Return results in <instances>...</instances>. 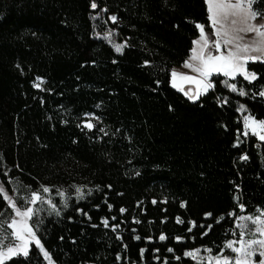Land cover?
I'll use <instances>...</instances> for the list:
<instances>
[{
	"label": "trees",
	"instance_id": "trees-1",
	"mask_svg": "<svg viewBox=\"0 0 264 264\" xmlns=\"http://www.w3.org/2000/svg\"><path fill=\"white\" fill-rule=\"evenodd\" d=\"M91 3L0 0V173L6 186L7 180L20 187L61 177L57 163H72L70 172L90 183L91 195L71 199L52 221L56 227L42 229L55 264H181L174 255L199 244L218 253L235 231L228 213L239 204L246 214L264 210V143L243 135L237 110L244 104L247 115L264 119V98L252 97L264 86V64L246 66L258 74L251 84L241 77L231 82L249 95L216 87L191 102L170 85V72L189 57L197 23L215 39L205 0H96L95 10ZM255 8L263 9L264 0ZM107 30L127 45L120 53L97 37ZM211 79L217 85L222 77ZM224 97L228 102L221 104ZM85 113L101 119L91 131L80 125ZM0 212L9 217L1 200ZM102 218L120 227L105 228ZM178 236L182 242H175ZM5 264L41 263L30 254Z\"/></svg>",
	"mask_w": 264,
	"mask_h": 264
},
{
	"label": "snow or ice",
	"instance_id": "snow-or-ice-1",
	"mask_svg": "<svg viewBox=\"0 0 264 264\" xmlns=\"http://www.w3.org/2000/svg\"><path fill=\"white\" fill-rule=\"evenodd\" d=\"M255 3L256 0H205V4L209 5L208 21L212 28L211 35L215 36L216 39H211L204 31V26L197 23L195 26L200 31V35L197 39L192 40L193 48L190 51L193 55H190L182 65L188 68L194 75L178 73L175 69L171 71L173 78L179 76L182 80L195 85L194 89L189 88L185 90L177 88L178 91H183L189 101L196 102L202 95L214 90L215 83L211 79L213 74L225 77L219 83H222L229 92H234L241 97L249 95L244 87H238L236 83L229 81H234L237 76H242L245 81L251 84L258 79V74L255 71H250L246 66L250 62L264 64V22L255 23L258 19L264 21V12L255 9ZM97 7L96 0H92L91 8L95 10ZM108 19L116 23L118 17L112 15ZM249 33H252L253 36L245 39V36ZM103 38L111 40L112 33H105ZM112 43L116 52H121L122 48L127 46L116 44L114 41ZM148 63L147 60L144 62L145 65H148ZM173 87H177V85L173 83ZM256 96L264 98V86L258 92L252 93L253 98ZM218 101L221 104L227 103L228 98H218ZM237 110L247 111L244 104H240ZM243 122L246 130H250L252 135L260 142H264V119H257L255 116L248 114L243 117ZM84 127L91 131L96 125L89 120L84 123ZM99 131L105 133V135L107 134L104 128H100ZM247 134L246 131L244 135ZM236 146L238 145H234V147ZM240 159L247 160L248 157L242 155ZM4 175L8 176V172L5 171ZM9 183L13 182L9 181ZM70 187L74 190L77 201L83 200L86 195L92 194L91 189H88L87 192L84 191L86 186L73 184ZM108 187L110 188L111 186L109 185ZM25 188L26 191L19 196V199L23 200V204H18L17 197L9 195L5 186L0 184V198L4 200L7 207L12 209V215L9 219L3 218L4 214L0 212V264H5L6 260L21 253L27 256L29 253L28 245L30 243L35 244V247L39 249L49 264H54L51 254L43 246L37 235L39 231L38 225L43 223V217L40 213L46 211L45 208L39 205L46 204L49 215L54 214L56 217H60L61 206L63 209L68 208V200L71 199V196H69L66 189L56 188L55 193L60 198V205L58 206L51 196L53 192L52 187L41 184L40 188L35 190L31 186H25ZM12 192L20 193V189L13 187ZM183 206L182 203L181 207ZM238 206L241 212L245 211L243 204H239ZM97 207L99 206L97 205ZM112 207L111 204L108 205L109 210ZM75 211L81 215L88 216V213L84 212L81 208H76ZM125 211L126 209L124 208L120 209L121 214ZM257 212L260 215L237 216L235 213H228L229 217L235 216L236 220L250 222L254 227L249 228L247 223L236 225L240 228L238 239H227L218 253L213 254L211 248L186 249L184 257H191L197 264H203L205 260L207 264H264V210L257 208ZM205 216H211V213H206ZM88 218L91 219V217ZM68 219L71 220L72 218L69 217ZM220 219L222 220L224 217ZM134 222L138 223L139 221ZM101 223L105 228L111 227L114 232L120 227L119 224L109 225L108 220L104 218L101 219ZM189 223L194 224L192 221H189ZM5 225L7 229L12 230L10 235L18 243H8L5 245V239L7 238V234H4ZM92 227H97V225L93 224ZM207 228L210 230L212 225H207ZM188 231H191V227ZM206 234L207 232L202 233V235ZM233 235H235V232H233ZM135 238L139 239V237ZM61 239L63 240V237ZM116 239L121 240L122 237L117 235ZM160 239L165 240L166 236L161 234ZM175 239L179 242L183 237L178 236ZM72 242L75 243V241ZM225 249L230 250L233 255L225 254ZM155 251H158V249ZM168 251L173 252L174 249L169 248ZM201 251L209 255L207 257L198 256ZM143 252L144 249H141V254ZM256 256H259V260L255 259ZM176 258L180 259V257ZM116 259L117 261L121 260L119 253H117Z\"/></svg>",
	"mask_w": 264,
	"mask_h": 264
},
{
	"label": "rangeland",
	"instance_id": "rangeland-1",
	"mask_svg": "<svg viewBox=\"0 0 264 264\" xmlns=\"http://www.w3.org/2000/svg\"><path fill=\"white\" fill-rule=\"evenodd\" d=\"M207 5V4H206ZM208 8H209V5H207V11H208ZM254 8H255V4H254ZM256 9V8H255ZM259 11H261V12H264V8L263 9H258ZM208 15H209V13H208ZM111 21V20H110ZM112 22V21H111ZM261 22H264V21H262V20H257V21H255V23H261ZM211 27V26H210ZM105 33H112V38H111V40H106V39H104L103 37L105 36ZM199 35H200V31H199ZM253 36V34L252 33H249V34H247L246 36H245V39H248V38H251ZM97 37H99V38H102V39H104L106 42H108L109 43V45L114 49V46H113V43H112V41H114L116 44H122V45H125V43L124 42H120L119 40H118V38L116 37V34H115V32L113 31V30H107L106 32H103V33H98V36ZM215 37V36H214ZM215 39H216V37H215ZM197 47H199V45H197ZM115 50V49H114ZM117 53H120V52H117ZM175 70H176V68H174ZM173 70V69H172ZM171 70V71H172ZM178 73H181L180 71H178V70H176ZM171 73V72H170ZM187 74V73H186ZM215 76H219V75H216V74H214ZM213 75V76H214ZM212 76V77H213ZM179 76H177L176 78H173L172 76H170V81H171V78H172V81L170 82V85L173 87V83H175L176 84V79L178 78ZM211 77V78H212ZM222 77V80H224L225 79V77H223V76H221ZM237 77H241V78H243L242 76H237ZM221 80V81H222ZM229 82H232V80H230ZM35 87L37 88V89H40L41 88V81L40 80H37L36 81V83H35ZM187 85H189L188 87L189 88H192V89H194L195 88V85H193V84H191L190 82H188L187 83ZM188 87H185L184 89L185 90H187V88ZM216 87L217 88H219V90H221L222 92H224V93H227V94H234V95H236V96H239L238 94H236V93H234V92H229L228 90H227V88L222 84V83H217V85H215V88L214 89H216ZM173 88H175V89H177L178 87H173ZM188 88V89H189ZM203 96V95H202ZM87 114V115H86ZM239 114L241 115V119H242V124L244 123L243 122V117L245 116V115H247L246 113H245V111H243V110H241V111H239ZM93 118H95V119H93ZM91 121L92 123H94L96 126H98L99 124H100V122H101V119L96 115V114H94V113H85V114H82L81 115V123H80V125H82L83 127H84V123L86 122V121ZM85 129H87L86 127H84ZM87 130H89V129H87ZM247 131V135H245V136H249V135H252V133H251V131L250 130H246L245 128H244V126H243V135H244V133ZM252 136H254V135H252ZM255 137V136H254ZM20 141H22L23 142V140L21 139ZM262 143H264V142H262ZM72 164V163H71ZM71 164H69V166L67 165V166H64L63 164H61V163H57V164H55L53 167L52 166H50V167H52L53 169H55V173H59L60 175H61V177H56V178H54V179H51V178H49V179H47L46 181H42V180H37L36 182H35V186H31V188L33 189V190H35V189H38V188H40V185L41 184H44V185H47V186H50V187H52L53 188V192L51 193V196H52V198H53V200H54V202L59 206L60 205V198L56 195V193H55V189L56 188H63V189H66L67 191H68V194H69V196H71V199L72 200H75V201H77V199H76V197H75V195H74V190L70 187L71 185H73V184H75V185H81V186H86V188H84V191L85 192H87V190L88 189H90V187H91V185H90V183L88 182V180H86V179H82L81 178V176H78V175H74V174H72L71 172H70V167H71ZM11 165H12V167L16 170V172H17V175H22V169H20L19 167H18V165L15 163V161H12V163H11ZM21 171H20V170ZM4 178H3V176H2V173H0V184H3L4 186H5V189H6V191H8V193H9V195H13V196H15V197H17V203L18 204H23V200H21V199H19V196L21 195V194H23L25 191H26V188H25V186H21V185H19L20 187H18L19 189H20V193H13L12 192V188L13 187H17L16 186V184H14V183H9V181L10 180H7V183H8V185H9V187H7L6 186V184H5V182H4V180H3ZM71 199H69L68 200V204H69V202H70V200ZM0 200L6 205V203L4 202V200L2 199V198H0ZM40 207H43V208H45L46 209V211H44V212H42V213H40V215L43 217V223L42 224H40V225H38V228H39V231H38V233H37V235H38V237L40 238V240H41V243L43 244V246L46 248V250L50 253V251H49V249L44 245V243H43V241H42V239H41V232H42V229H43V227L46 225V224H48L47 226H45L44 227V229L47 227L48 229L50 228V229H52V228H55L56 227V223H53L52 221L53 220H55V219H58L59 217H56L54 214H52V215H49V210H48V206L45 204V205H39ZM6 207H7V205H6ZM8 208V210L10 211V214H9V217L8 218H5V219H9L10 217H11V215H12V209L11 208H9V207H7ZM66 209H63L62 208V206H61V214L65 211ZM232 213H235L237 216H245V215H251V216H257V215H260V213H257V214H246V213H244V211L243 212H241V210H240V208H239V206H238V208L236 209V211H232ZM234 218H235V216H233ZM175 223H180V222H178V219H176V222ZM240 223H247L248 224V227L249 228H252V227H254L250 222H245V221H239V220H236L235 219V224H234V229H235V235H233L232 236V239H238V237H239V233H240V228L239 227H237L236 225H238V224H240ZM190 227H191V231L193 230V225L191 224L190 225ZM5 229H6V231H5ZM11 229H7V227H6V225H5V227H4V234H7V238L5 239V245H7L8 243H18V241H15V238L14 237H12L11 235H10V233H11ZM191 231H188L187 233H189V234H191ZM160 237V236H159ZM201 237V236H200ZM194 239H195V237H194ZM161 240V239H160ZM175 242H177V240H175ZM179 242H182V240L181 241H179ZM192 242V241H191ZM193 243V242H192ZM236 246H238V245H236ZM28 247H29V253H28V255L27 256H25V255H23V253H21V254H19V255H17V256H14V257H12V258H15V257H20L21 259H28V258H30V254H31V256L33 255V257H35V258H37L38 260H39V262L41 263V264H49V262L48 261H46L45 259H44V257L42 256V254L40 253V251H39V249L38 248H36L35 247V244L34 243H30L29 245H28ZM195 248H201V249H204V248H211V247H209L208 245H202V244H199V245H197V246H192V247H190V248H188V250H190V249H195ZM213 254H215L214 252H213ZM225 254H228V255H233L231 252H230V250H228V249H225ZM209 254L208 253H205V252H203V251H201V253H199L198 254V256H204V257H207ZM176 257H180V259H177ZM11 258V259H12ZM11 259H8V260H6L5 262H7V261H10ZM255 259L256 260H259V256H256L255 257ZM182 260H184V261H191L192 263L191 264H197V262L196 261H194L191 257H184V253L181 255V256H177V255H174V257L172 258V261H174V262H176V261H178V263H181V264H183V262H180V261H182ZM55 264V263H54ZM186 264H189V263H186ZM203 264H207V261L205 260L204 262H203Z\"/></svg>",
	"mask_w": 264,
	"mask_h": 264
},
{
	"label": "crops",
	"instance_id": "crops-1",
	"mask_svg": "<svg viewBox=\"0 0 264 264\" xmlns=\"http://www.w3.org/2000/svg\"><path fill=\"white\" fill-rule=\"evenodd\" d=\"M199 37V36H198ZM192 48H193V46H192ZM190 55H193V53L192 52H190ZM189 55V56H190ZM189 58V57H188ZM187 58V59H188ZM176 70H178V71H180L181 73H187L188 75H194L193 73H191L190 72V70L188 69V68H185V67H183V66H180V67H177L176 68ZM214 75V74H213ZM215 76V75H214ZM171 81H172V78H171ZM170 81V82H171ZM187 83H188V81H184V80H182L180 77H178L177 79H176V85H177V87L178 88H182V89H184L185 87H188L189 85H187ZM189 88V87H188ZM187 88V89H188ZM183 92V91H182Z\"/></svg>",
	"mask_w": 264,
	"mask_h": 264
},
{
	"label": "water",
	"instance_id": "water-1",
	"mask_svg": "<svg viewBox=\"0 0 264 264\" xmlns=\"http://www.w3.org/2000/svg\"><path fill=\"white\" fill-rule=\"evenodd\" d=\"M180 92H182V91H180Z\"/></svg>",
	"mask_w": 264,
	"mask_h": 264
}]
</instances>
